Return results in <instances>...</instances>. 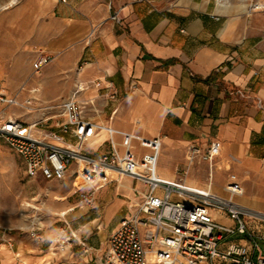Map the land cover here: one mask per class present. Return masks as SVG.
<instances>
[{"label":"crops","instance_id":"crops-1","mask_svg":"<svg viewBox=\"0 0 264 264\" xmlns=\"http://www.w3.org/2000/svg\"><path fill=\"white\" fill-rule=\"evenodd\" d=\"M8 1L0 0V25L21 46L0 48V79L38 86L45 107L59 108L73 95L85 102V116L100 126L87 151L125 152L128 135L159 137L162 179L183 177L227 194L233 171L243 184L242 200L264 208L263 12L229 13L211 0H15L2 8ZM116 10L121 22L111 17ZM21 48L58 55L38 76L26 64L12 79L6 60ZM125 178L98 191L96 210L79 199L64 203L67 264L94 253L103 260L110 234L146 188ZM13 237L0 247L2 264H35L46 255Z\"/></svg>","mask_w":264,"mask_h":264},{"label":"built area","instance_id":"built-area-1","mask_svg":"<svg viewBox=\"0 0 264 264\" xmlns=\"http://www.w3.org/2000/svg\"><path fill=\"white\" fill-rule=\"evenodd\" d=\"M254 9L264 11V1ZM111 17L121 22L118 10ZM52 60V54L41 51L33 62L35 73ZM18 102L17 96L4 91L0 80V104ZM56 115L65 117L57 122L58 129L39 133L40 121L28 123L0 109V138L23 157L29 175L49 180L72 176L79 201L85 205H94L96 192L114 179L128 176L146 187L140 204L110 234L101 264H264V232L249 221H264V210L232 200L244 191L236 172L229 173L225 185L230 199H223L209 189L187 184L183 177L162 179L157 167L162 147L159 137L128 135L125 152L116 148L100 154L87 151L85 144L100 126L85 116V102L76 95L65 99L60 112L48 119ZM106 127L113 132L111 126ZM66 134L76 141H67ZM52 136L62 143L51 141ZM133 140L144 151L137 150ZM211 153L209 149L205 157ZM219 216L231 222H221ZM31 233L44 237L36 228Z\"/></svg>","mask_w":264,"mask_h":264},{"label":"rangeland","instance_id":"rangeland-1","mask_svg":"<svg viewBox=\"0 0 264 264\" xmlns=\"http://www.w3.org/2000/svg\"><path fill=\"white\" fill-rule=\"evenodd\" d=\"M263 1L264 0H231L235 6L225 11L229 13L243 12L247 14L256 11L264 13L261 9H254V7L250 10L242 9V6L240 5L242 2H246L252 7V5L255 6L257 3L260 4ZM211 2L218 6L217 0H211ZM3 15L4 12L0 11L1 21L3 20ZM4 29L5 28L1 24V50L5 47L12 46L18 48L21 46L9 42L5 37ZM41 51L42 50L35 52L34 50L24 51L22 48L21 50L19 49L15 53V56L6 60V65L9 69H13L14 67L13 74L9 77L12 79L20 78L26 64L31 65L32 76H34L35 71L33 69V62ZM46 52L53 55V60L47 63L52 64L58 53L51 51ZM1 54H3V52H1ZM37 74L35 75L38 76ZM1 81L4 86V91L9 96L15 95L24 103L12 105L0 104V109L6 111V114L17 115L25 119L28 123L40 121L41 123L37 125L39 133L56 130L58 128L57 122L62 121L65 118L64 115H56V117L48 119L52 114L59 113L60 107H45L36 96L38 90H33L34 86L28 88L26 82H23L20 85L15 84L14 82H9L6 85L4 80ZM50 139L54 143H62L55 136L50 137ZM114 177H116V174ZM125 179L127 178L124 177L123 180ZM119 180L120 179L112 180L98 191H101L104 188L115 189ZM136 182L139 181L135 180V183ZM197 188L204 189L205 187ZM207 189L211 190V188ZM138 190L139 189L136 191ZM98 191L96 192V202L94 205H81L90 207V210H96L99 207L97 198ZM213 192L225 197H230V194L227 191V194H222L217 191ZM119 194L122 197H126L122 192ZM241 197H243V195H235L233 199L237 203H242L245 206L253 208L251 204L241 201ZM75 199H79V194L72 176L68 175L63 180H49L41 175H29L26 171L23 157L6 139L0 138V247L9 244V241L14 243V234H19L21 238L24 239L23 243L29 248V250L36 247V249L39 250V253L46 254L44 257H40L35 264H67V261L70 260L72 254H69L67 249L64 248V245L68 244L70 241L68 239L70 230H68V226L65 224L67 222L65 221L66 207L63 205L65 202H67L68 205ZM256 209L264 210L263 207H256ZM249 221L253 227L264 232V221H259L258 219H249ZM34 228L42 232L44 237L38 238L33 236L31 231ZM77 245L78 244H73L72 247ZM101 253L102 251L100 254ZM21 257L23 258L24 256L21 255ZM101 260V255L94 253L92 259H87L86 256H83L81 260L76 261V264H101ZM0 264H2L1 261ZM15 264L23 263L18 261Z\"/></svg>","mask_w":264,"mask_h":264},{"label":"bare ground","instance_id":"bare-ground-1","mask_svg":"<svg viewBox=\"0 0 264 264\" xmlns=\"http://www.w3.org/2000/svg\"><path fill=\"white\" fill-rule=\"evenodd\" d=\"M13 1H15V0H10V1H8V2H6V3H4L3 5H2V8H4V7H6V6H8L10 3H12ZM217 2H218V7H219V9L220 10H222V11H225V10H228V9H231L233 6H235V4H233V2H231V0H217ZM258 4V3H257ZM256 4V5H257ZM240 5L242 6V9H247V10H250V9H252L253 7L255 8V6L254 5H252V7H251V5H249V3H246V2H242V3H240ZM2 70H3V66L1 65V67H0V72H2ZM33 90H39V87L38 86H34V88H33ZM18 104H24L23 102H21L20 100H19V98H18ZM30 108H32V107H30ZM159 173V172H158ZM160 175V174H159ZM192 186H194V187H199V186H196V185H193V184H191ZM211 191L213 192V191H215L214 189H212L211 188ZM220 197H222L223 199H230V198H227V197H225V196H222V195H219ZM233 201H234V199H232ZM241 201H243V200H241ZM244 202V201H243ZM239 204H241V205H243L242 203H239ZM219 220L221 221V222H225V223H230L231 222V220H229L227 217H223V216H219Z\"/></svg>","mask_w":264,"mask_h":264}]
</instances>
